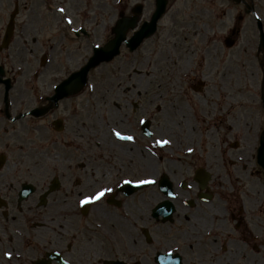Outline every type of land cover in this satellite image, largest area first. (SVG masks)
Segmentation results:
<instances>
[{"label":"flooded vegetation","instance_id":"flooded-vegetation-1","mask_svg":"<svg viewBox=\"0 0 264 264\" xmlns=\"http://www.w3.org/2000/svg\"><path fill=\"white\" fill-rule=\"evenodd\" d=\"M146 2H141L142 12L136 17V28L128 26L121 32L118 22L134 16L136 3L132 0H120L115 5L112 23L106 25H101L100 21L103 10L100 0H0L1 11L8 9V15L16 11L9 53L0 62L5 68V77L11 82V88L7 90L5 77L0 78V264H229L231 251L232 260L246 258L247 255L238 253L242 252L240 243H246L242 228L247 211L249 216L256 215L257 198H248L250 203L247 205V194L232 189L219 193L216 200L214 190L215 176L224 178L229 174V166L236 162L235 167L240 169V159L230 160L228 157L229 147L238 149L239 146L238 141H228L234 129L229 121L221 120L226 125L221 137L224 147L216 149L212 146L206 153L202 150L203 158L195 162V168H190L193 171L190 179L173 178L175 182L172 176L181 172L176 165L167 166L162 173L157 170L158 179L153 184L157 195L151 199L149 183L131 194L122 185L125 181H133L134 174H149L148 168L141 167L137 161L144 163L150 157V148L149 145L140 148L138 140L149 144V139L156 135L153 120L149 118L150 105L156 106L155 110L161 114L163 121H168L173 115L168 106L161 108V105L152 103L160 102L166 93L171 97L170 104L172 99L180 102L182 98L180 94L176 95V88L173 95L170 94L171 89L163 93V88L159 87V91L149 98L148 89L144 86L146 79L141 77L123 91L124 104L114 105L110 126H105L107 131L104 129L101 136L95 133L89 136L91 132L85 129L78 114H71L77 111V107L70 101L78 98L83 90L56 105L52 103L51 98L59 83L80 70L97 45L105 46L122 38L120 54L123 49L135 53L149 39L156 37L159 41L150 43L158 46L149 50L152 55L161 51L166 38L178 43L185 35L190 36L189 29H175L178 17L174 14L173 27L163 34L166 29L163 20L175 4L174 0H167L166 10L157 21L153 34L144 38L133 50L129 44L131 39L143 23L152 20L156 9V0L150 3V9H147ZM246 3L255 9L254 0H241L238 4L241 6L240 19L245 17ZM5 5L8 7L4 8ZM7 24L3 21L1 25L0 43ZM192 25L190 23L189 26ZM236 31L239 33L240 30ZM193 32L198 34L197 29ZM188 38L183 40L182 46L179 43L174 46L172 55L169 52L170 58L175 60V53L182 60L180 49L183 52L190 49L193 54L192 45L185 44ZM42 43H46L47 50L41 48ZM209 50L205 51L203 58ZM41 54L46 56L44 66L38 65ZM145 57L147 60L150 55ZM17 63H23L24 69L22 64ZM6 64L12 66L9 68ZM29 67L35 69L31 82H28L30 76L27 75L31 70ZM41 79L46 81H41L39 85ZM167 111L171 114L167 115ZM225 111L222 110V113ZM118 113L123 114L122 122L116 118ZM145 121L150 122L148 130L142 127ZM166 127L167 134L156 138L170 140L166 145L170 153L181 150L178 148L181 141L170 138L177 133L181 139L179 125L168 127L166 124ZM175 127L177 130L174 133ZM114 128L133 135V142L115 139ZM96 131L97 128H92V132ZM137 132L138 135H135ZM105 134L107 139H104ZM50 135L59 140L50 144ZM191 139L192 144L184 150L189 154L194 152L198 142ZM207 142L201 140L198 143L205 145ZM53 144L55 148L51 150ZM94 148L98 152L92 155ZM163 148L155 146V149L165 153ZM187 148L193 151H187ZM258 149L257 166L264 172L258 161ZM103 151H107L108 155ZM43 154L45 159L41 161ZM157 156L159 160L173 161L170 155H167L168 158ZM247 160L246 164L249 163ZM198 170L210 177L206 184L196 181ZM237 170L236 176L239 174ZM115 172L119 173L120 179ZM163 175L171 178L172 197H168L162 189L160 179ZM220 184L222 188L226 186ZM105 188L112 191L99 200L84 203L87 197H93ZM137 195L139 204L143 205L138 208L133 200ZM168 200L173 206L171 212L168 214L166 209H162L155 215L157 205ZM134 207L137 208V215ZM139 221L148 225L139 226ZM240 229L241 234L231 238ZM134 231L138 232L137 236ZM237 244L239 246H234ZM259 248L260 245L255 249L259 252Z\"/></svg>","mask_w":264,"mask_h":264},{"label":"rangeland","instance_id":"rangeland-1","mask_svg":"<svg viewBox=\"0 0 264 264\" xmlns=\"http://www.w3.org/2000/svg\"><path fill=\"white\" fill-rule=\"evenodd\" d=\"M116 1L117 0H100V6L103 9L100 15L101 25L112 23V14L116 11L115 5H118L120 0H118V2ZM143 1H147V9H150V3H153L155 0H132L133 3ZM174 2L175 4L173 3L174 5L171 9L169 8L163 20V24L166 28L163 30V34L166 30L173 27V18L178 17L175 29H189L190 38L185 44L192 45L193 49L190 64H185L189 72L183 75V78L180 79L178 83H174L177 81L176 79L168 78L173 64L160 66L159 70L162 72V75L160 74V76H162L161 79L150 78L147 70L142 68L141 63L146 62L145 56H152L149 54V50L158 47L150 44L154 41H159H156L157 38L153 37L143 44L135 53L129 52L128 49H123L122 54L113 61L102 64L98 68L92 70L89 75L90 83L88 84L87 90L83 91L78 98L70 102H73L74 107H77L76 110L79 109L80 114L78 115V119L80 122H82V119L84 120L87 111H92L91 117L93 119H91L89 132H92V128H97V131L94 133L101 136V133L105 129V120L102 119L107 116L112 117L110 114L113 113L112 109H115L114 105L116 103L124 104L123 100L125 99V95H123V91L131 87V83H136L141 77L145 78L146 80H144V82L147 83H144V86L148 89L149 98L159 91V87L163 88V93L171 89L172 92H169L173 95H175L173 89H177L176 95L180 94L182 98L180 107L189 113L190 118L182 117L180 120L177 119V116L175 118L171 115L169 118L170 120L167 119L168 121H163L161 114L155 110L156 106L150 105L149 118L153 120V130L156 132V135L151 137L149 141L151 142L152 139L157 136H162L164 133L167 134L166 124L168 127H172L173 125L177 126L179 124L183 126L184 123H187L194 126L193 131L197 133L196 138H194L196 142H201V140H203V142H208L205 145L198 142L195 143L194 152L189 154L190 152H185L184 150L187 145L192 144L190 143L192 139L190 138L187 141H182L185 140V135H181L183 136L182 139L178 138L176 135L177 133L174 136L171 135V139L179 142L181 141L178 147L181 150H174L169 156L170 159H173L171 163L168 161L169 159H165L164 161L159 160L157 155H163L165 158H168V156L161 150L155 149L150 142L148 144L146 141L138 140L140 148L149 145V155L151 158H155V161L153 162V166H150V169H148V175L144 174L142 176L134 174L132 177L134 179H140V177L146 176H153L158 179V173H156V171L159 170L160 173H162L167 166L171 167L172 165H176V168H181V172H178L175 177L172 176V179H190L193 173L192 169L196 167L195 162L203 158V151L205 153L208 152L212 146L216 149L224 147L221 137H223V129H225L226 125L224 126L221 120L229 121L234 129L231 130L228 141L232 143L238 141L239 146L238 149L229 147L228 157H230V160L234 158L240 159V163H238V168L240 169L237 170V167H235L237 165L236 162V164H232L233 166H229V174L224 178L218 176L214 177V190L217 194L216 200L218 199L219 193L224 194L225 191L229 192L232 189L239 191V193L242 190L247 194L245 197L247 199L250 197L257 198V207H255L254 211L257 217L252 214V216H249V212L247 211V213H245L247 220L243 223L242 231L245 237L249 236L251 227H253L256 222L259 225L258 230L262 233L264 232V193L262 195L259 188L254 190L252 187L255 183L264 186V172L260 171L256 161L259 139L264 129V108L262 107V100L264 98V52L260 47V36L255 18V16L260 18L264 24V0H254V14L245 12L244 19H239L241 6L229 0H174ZM7 7L8 5H5L4 8ZM8 12V9L6 12L0 10V33L3 21H8ZM190 23H193L192 27L189 26ZM234 27L240 30L235 36L236 44L232 48H227L224 40L226 37L231 36ZM194 29H197L199 32L198 35L194 34ZM46 33L48 34V31ZM42 44L43 46L41 48L47 50L46 43ZM207 49H210V52L204 55L203 58V54H205ZM184 52L180 49V55L183 56L182 60L178 58V54L174 53V57H176L175 60L179 62L177 65L185 61L186 55H184ZM8 53L9 52L5 51L0 53V62L1 58ZM17 64H22L23 67V63ZM11 66L10 64H6V67L10 68ZM32 67L34 68L35 64ZM32 67H29L31 70L27 73L28 76H31ZM163 72L165 74H163ZM223 74H226L225 78H227L226 92H222L223 82L221 79L222 76H224ZM14 76L18 78L16 75ZM118 76H120V80H118ZM24 78L25 76L23 79ZM41 81H46V79L39 80V85L42 84ZM116 83L119 85H116ZM35 85H37V83H35ZM96 87H99L98 89L102 92L105 91L102 88H108L109 96L111 97L108 103H105L107 98L102 99L100 96V100L97 99V102H95L94 96L89 92ZM97 92L99 91L97 90ZM97 95L99 94L97 93ZM230 97L234 100L233 102L231 100L232 103L229 100ZM170 98L171 97L166 93L162 96L160 102L157 101L152 104L161 105V108H164V105L170 107ZM200 107H203V110ZM224 107L226 111L222 113V108ZM95 108H100L99 112L102 110L99 115L100 118L98 119L93 117ZM201 111L202 114L200 113ZM69 112H71V109H69ZM75 113L76 111L71 112L72 115ZM169 114L171 113L167 111V115ZM246 120H255L256 132L254 134L252 130L248 128V124H245ZM155 126L157 127L155 128ZM176 130L177 127H175L174 133ZM135 135H138V132ZM48 137H51L49 138L51 139L49 142L50 144L58 139L53 135ZM54 145L55 144L50 146V149L52 148L51 150L55 148L53 147ZM190 150H192V148ZM249 150L252 156L248 159L249 163L246 164V168L244 169L242 162L245 161V158L249 157ZM95 152L97 153L98 149L94 148L91 154L93 155ZM103 152L105 155H108L106 153L107 151ZM40 157L41 159H45L44 154ZM44 159L41 161H44ZM46 160L49 161L48 158ZM96 160L98 161L100 159ZM90 161L95 163L93 159ZM191 166L192 169L190 170ZM234 169L239 172L238 176L235 175L236 170ZM115 174L118 179H120L119 173L115 172ZM176 180L174 181L176 182ZM220 183L226 184V186L222 188ZM250 188L251 191L248 190ZM149 194L151 195V199L152 197H156L157 188L153 185L149 186ZM137 199L138 195L133 197V200L137 203L136 207H140L142 204H139L140 201ZM136 207H134L135 215L138 213V207ZM252 221H254V223ZM144 223L147 224L145 221H139V226ZM137 234L138 232L134 231V235L137 236ZM239 234H241V229L239 233L234 232L231 238L235 239ZM247 242L248 243H240L242 252H238L239 254L242 253L247 255L246 258L243 259L238 257L232 260L233 255L231 253L233 251H231L229 254L230 258L227 254L230 261L229 264H264V245H262L261 242V245L258 244L260 245L258 252L254 249L255 242L257 241L249 236ZM252 258H254V261H252Z\"/></svg>","mask_w":264,"mask_h":264},{"label":"bare ground","instance_id":"bare-ground-1","mask_svg":"<svg viewBox=\"0 0 264 264\" xmlns=\"http://www.w3.org/2000/svg\"><path fill=\"white\" fill-rule=\"evenodd\" d=\"M196 34V32H195ZM189 37V35H185L183 37V40H187V38ZM168 38L165 39L164 43H165V46L162 45V47L160 48L161 51H159L157 54H152V56H150L146 62L144 63H141V66L142 68L146 69L147 72L149 73L150 75V78H156V79H161V76H159V74L161 73V70H159L160 66L164 65L166 66L167 64H173L171 70H170V73L168 75V78L170 79H176L177 81H175L174 83H178L181 76L182 75H185L188 73L189 69L185 67V64H190L191 62V58H192V52L191 50H185L186 52V59L185 61H180L181 64L177 65V63L179 62H175V60L172 59V57L170 58L169 57V52L171 53L172 55V52L174 51V46L176 45H179L182 46L181 44L183 43V40L181 39L178 43L177 41H175L174 39H171V40H167ZM170 58V59H169ZM224 75V74H223ZM226 74L224 76H222V82H223V87H222V92H226V87H227V78H225ZM123 79V78H122ZM118 80H120V76H118ZM116 85H119L118 83H116ZM131 86H133V83L130 84ZM162 86V85H160ZM99 87H96L95 88V91L93 92L92 96H94L95 100L99 99V96L104 99V98H107L105 103H108L111 99V97L109 96V92H108V88H102L103 90H105L104 92H102L101 90L98 89ZM97 90L99 92H97ZM97 93L99 95H97ZM96 95V96H95ZM230 102L232 100V102L234 101L231 97L229 98ZM115 101V100H114ZM231 102V103H232ZM168 106V105H166ZM165 106V107H166ZM202 110H203V107H200ZM167 109H169L171 111V113L174 115V116H177V119H182V117H189V113L184 111V109H182L180 107V102L177 100V99H172V102L170 104V107H168ZM113 110V109H112ZM115 110V109H114ZM222 110H225V107L222 109ZM93 117L95 119H98L100 118L99 116V113H98V110L97 108L94 109L93 111ZM202 114V111L200 112ZM111 115V114H110ZM117 119L119 121H123V114H120L118 113L116 115ZM91 119H93L91 117V114H88L87 117H86V120H85V127L86 128H89L90 125H91ZM103 120H107L109 123L106 124L104 122V126H110V122L112 121V118L110 116H107L106 118H104ZM245 124H248V128L250 130H252L253 134L256 132V123H255V120H252V121H247L245 122ZM121 125L123 127L124 124L121 123ZM184 126H185V131H184ZM179 137L182 139L183 136L181 135H185L184 138L185 140L183 141H187L189 140L190 138H196L197 136V133L193 131L194 129V126L190 125V124H187V123H184L183 126H180L179 124ZM246 128V127H245ZM207 129V127H206ZM116 133H120V136H117ZM113 134H114V137L115 139L121 141V142H133V135L131 134H128V133H121L118 129H113ZM209 134V133H208ZM107 134H105V137L104 139H107ZM123 137H132V139H126V138H123ZM112 139V138H111ZM162 141H170L168 138H157L156 140L153 141V144L157 147H165L163 149H165V152L166 153H170V149H166V145L168 143H162ZM187 151H189L190 149L187 148L186 149ZM120 153V152H118ZM250 150H249V157H250ZM245 160H247V158H245ZM154 160L153 158L151 157H147L145 160H144V163L142 161H137V163L145 168V169H149L150 166H152ZM246 161L243 163V168L245 169L246 168ZM150 178V176H149ZM252 186V185H251ZM254 190L258 189L260 190L261 194L263 195L264 193V186H261L259 185L258 183H255L253 184V187H252ZM251 191V188L248 189ZM250 199V198H249ZM248 199V202H247V205L248 203H250V200ZM157 199H153L152 201H156ZM245 201H247V198H245ZM152 204V203H151ZM254 223V221H252ZM258 224L255 222V224L253 225V227H251V233H250V237L253 238L255 241H260L262 243V245H264V232H260V230H258ZM249 236H246V238H248ZM234 246H239L238 244L237 245H234ZM248 254V253H246ZM252 261H254V258H252Z\"/></svg>","mask_w":264,"mask_h":264},{"label":"water","instance_id":"water-1","mask_svg":"<svg viewBox=\"0 0 264 264\" xmlns=\"http://www.w3.org/2000/svg\"><path fill=\"white\" fill-rule=\"evenodd\" d=\"M164 7H165V0H159V7H158V11H157V13H156V15L154 17V22L160 16V14L162 13V11L164 10ZM263 41H264V36H263ZM232 43L233 42L230 41L229 42V45L231 46ZM116 52H117V49H115L114 51L109 52L107 55L102 54L101 59H107V60H109V59H111L116 54ZM97 60H99V59H97ZM97 60L95 61L93 59L89 63V65H87V67L82 71V79L83 80H85V76H86L88 70L91 67H93V66H95V65H97L99 63V61H97ZM259 159H260L261 164L264 166V140L262 141V147L260 149V157H259Z\"/></svg>","mask_w":264,"mask_h":264},{"label":"snow or ice","instance_id":"snow-or-ice-1","mask_svg":"<svg viewBox=\"0 0 264 264\" xmlns=\"http://www.w3.org/2000/svg\"><path fill=\"white\" fill-rule=\"evenodd\" d=\"M116 135L117 136H120V133H116ZM123 138L132 139V137H123ZM169 142L170 141H162V143H169ZM142 182H144V183H154L155 181H142ZM110 191H112V189H110V188L102 189L98 193H96L95 196H93V197H87L84 200V203H89V202H92L94 200H99V199H101L103 196H105Z\"/></svg>","mask_w":264,"mask_h":264}]
</instances>
